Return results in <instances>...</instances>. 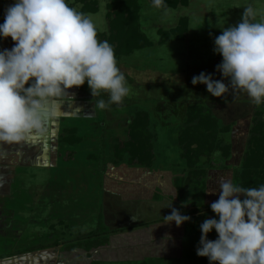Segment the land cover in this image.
<instances>
[{
  "label": "rangeland",
  "instance_id": "rangeland-1",
  "mask_svg": "<svg viewBox=\"0 0 264 264\" xmlns=\"http://www.w3.org/2000/svg\"><path fill=\"white\" fill-rule=\"evenodd\" d=\"M13 2L14 0H0V23L4 22L5 8ZM109 2L110 0H67L68 5L77 11L82 10L84 5H89L90 8L95 6L94 11L85 14L92 18L98 31L106 36L109 34L111 16H107L110 12ZM138 6L139 30L151 44L136 49L119 60L118 67L130 86L129 95L122 103H111L107 109L102 110L97 106L93 110L95 116H76L67 120L64 118L61 122L62 127L78 126V133L84 137L81 145L77 143L74 148L68 146L67 142L60 143L59 129L50 130L46 140L41 141L40 137L36 136L27 141L25 146H22V143L21 146L16 145L18 149L23 147V153L18 149L14 151L13 147L0 145L8 155L12 154L11 150L17 153L13 158L0 160V234L16 239L13 245H8L4 239L0 240V254H6L0 257V264H42L46 261L42 254L48 252L42 250L45 248L49 252L54 251L48 256L49 260L56 257L58 250L59 258H62L58 262L49 261V264H59L62 260H65L64 264H88L86 257L89 250H84L79 245L94 242L100 235H96V217L104 210V206L99 186L108 169H99H114L115 165L111 162V140L114 136L127 138L125 130L136 110L144 111L151 121L150 131L154 134V143L158 147L154 149L152 168L165 169L159 172H170L166 173L170 181H161L160 186L158 185L160 189L153 187V179L147 183L153 198L163 197L160 191L164 193L163 189L167 188L162 186L166 183L175 187L172 180L184 169L176 133L183 125L188 102L195 101L197 96L206 103L205 106L212 109L221 124H228V132L219 136L223 144L231 147L230 154H235L230 163L239 160L256 107L251 99L239 90H231L222 98L213 97L206 91L205 85H192L191 79L201 71L213 73L214 79H222L221 74L216 71V65L221 62L222 56L213 52L214 38L221 34L222 28L240 22L245 8L251 7L257 13L253 22L264 20V0H185V4H179L176 8L157 7L151 0H139ZM182 17L188 20V31L183 40L160 35V30L168 31L174 28ZM10 39L0 38V43L3 42L5 49H9L8 40L14 44ZM97 39L105 41L104 38ZM139 86L144 90L139 89ZM189 88L196 91V96ZM214 98L218 100H213ZM81 99L94 101L92 94L83 95ZM95 99L98 105L100 100L107 102L108 95L101 91ZM261 118L264 121V112ZM37 146L48 147L50 159H46L49 162L47 166L31 165L32 162L39 163L41 160L39 152H35L37 157L31 155V149ZM69 147L72 149L66 151ZM90 154L91 156L86 158ZM228 158L219 150H215L204 160V167L208 168V171L210 169L204 186H207V183L212 186L209 189H212L214 200H218L217 195L220 194L218 176L220 179H229V176L233 181V175L238 169V166L226 165ZM125 161L121 164L127 165ZM222 170H229L231 175H221L218 171ZM125 171L130 172V169ZM121 172L123 171L120 170L119 173ZM237 172L240 173V170ZM123 175L134 177L132 173ZM125 187L118 189L129 193L124 190ZM195 188L184 187L181 192L183 197L178 196L176 191L179 202L186 207L185 215L191 217L180 246L183 264H206V261L201 260L194 262L189 256V241L193 237L200 238L199 225L206 218H218L210 208L212 202L202 205L201 192ZM207 189L204 191V197ZM98 226L100 231L111 230V226L102 217ZM216 238L215 230L208 234V239ZM47 245L50 246L44 247ZM194 253L193 257L199 259L196 250ZM139 259L140 264H144L142 260L146 258L140 256ZM125 262L127 263V260ZM177 264L182 263L177 261Z\"/></svg>",
  "mask_w": 264,
  "mask_h": 264
},
{
  "label": "clouds",
  "instance_id": "clouds-1",
  "mask_svg": "<svg viewBox=\"0 0 264 264\" xmlns=\"http://www.w3.org/2000/svg\"><path fill=\"white\" fill-rule=\"evenodd\" d=\"M153 3L160 7L164 0ZM256 15L245 8L240 22L222 28L214 38L213 52L222 56L216 65L222 79L201 71L192 77V85L203 84L219 98L239 90L254 105L264 104V20L253 22ZM97 33L92 18L67 0H14L5 8L0 38L10 37L14 44L0 50V145L44 135L45 122L60 116L73 87L87 83L93 98L101 91L108 95L107 102L97 105L94 100V108L123 102L130 86L113 47L98 40ZM7 158L0 148V160ZM219 189L218 200L210 204L218 218L199 225L196 255L207 257L209 264H264V185L242 187L221 179ZM164 218L177 227L191 220L176 208ZM213 230L217 238L208 239Z\"/></svg>",
  "mask_w": 264,
  "mask_h": 264
},
{
  "label": "trees",
  "instance_id": "trees-1",
  "mask_svg": "<svg viewBox=\"0 0 264 264\" xmlns=\"http://www.w3.org/2000/svg\"><path fill=\"white\" fill-rule=\"evenodd\" d=\"M138 1L110 0L108 3L110 12L107 13L108 17L111 15L109 18V34L106 36L102 32L98 31L97 33L98 38H104L113 47L118 66L122 56L129 55L134 50L151 44L149 39L139 30ZM179 4H185V0H164L161 7L176 8ZM94 8L95 6L90 8L89 5H84L80 12L85 14L91 10L94 11ZM187 31L188 20L182 17L174 28L168 31L160 30V35L171 37L175 40H183L187 35ZM85 85L87 83L80 86L81 90L89 91L88 85ZM189 90L194 95L197 94L191 88ZM204 103L198 96L195 101L188 102L183 125L176 133V142L181 149L180 158L184 163V169L176 176L177 178H174V185L178 196L183 197L181 192L184 187L190 189L192 187L194 189L197 186L195 189L201 192L202 205L206 188L204 184L208 172V168L204 167V160L215 150L222 152L225 158H228L231 153V147L223 144L219 136L228 132V124H221L211 108L205 106ZM253 106L256 108L251 118L252 121L245 148L238 169L233 175V182L242 187H259L260 185H264V121L261 118V114L264 112V104ZM150 127L151 121L148 115L144 111L136 110L134 117L131 116L125 130L127 138L120 139L114 136L111 140V162L114 165H118L126 160L125 163L129 165L135 164L134 166L152 168L153 160L155 159V136L150 131ZM64 135L62 132L60 143L64 142L65 144L67 142V145L71 146H76L77 143L81 145L84 138L78 133L76 128L64 129ZM90 156L91 154L87 155L86 158ZM238 170H240V173L237 172ZM177 201L179 202L180 200L177 198ZM101 217L100 213L97 224L98 232L96 233V235L100 234L99 238H95L94 242L82 243L79 245L82 249L88 251L92 247L106 244L108 240L107 236H105L106 231L98 230ZM48 246L50 245L44 247ZM84 246L87 248H84ZM4 255L6 254H0V257Z\"/></svg>",
  "mask_w": 264,
  "mask_h": 264
},
{
  "label": "crops",
  "instance_id": "crops-1",
  "mask_svg": "<svg viewBox=\"0 0 264 264\" xmlns=\"http://www.w3.org/2000/svg\"><path fill=\"white\" fill-rule=\"evenodd\" d=\"M8 37L7 39H9ZM6 39V38H4ZM11 40V39H10ZM9 42V49L13 47V43ZM5 49L0 43V50ZM68 93L71 97H66L65 101L61 104V114L59 117L52 119L50 121L45 122L46 133L40 137L41 141L48 138V134L50 130L59 129L58 135L60 136L64 129H74L78 130V126H68L62 127V121L64 118L67 120L68 118H75L76 116H84L91 117L95 116L94 109V101L90 102L84 101L81 99L83 95L91 94V91H83L81 88L73 87L68 90ZM81 99V100H80ZM97 103V100L93 98ZM218 100V99H213ZM78 102V103H77ZM77 103V104H76ZM78 105V106H76ZM212 110V109H211ZM96 125V124H95ZM65 136V135H64ZM47 142V141H46ZM23 144V145H22ZM20 144V146H25V143ZM64 144V142H63ZM19 146V145H18ZM16 145H5L7 148L13 147V150L16 151L18 148ZM71 146V145H68ZM76 148V146H74ZM158 148L157 144L155 145V149ZM23 147L18 149L19 152L23 153ZM72 148H67L66 151H70ZM12 151V154L8 155V157L13 158L16 152ZM21 150V151H20ZM234 150V149H233ZM244 151V149H243ZM243 151L240 153L239 160L237 162H233L235 164H231L230 160L234 157L235 154H230L226 165L228 166H239L241 156ZM35 152H39V158L41 159L39 163H31L32 166H47L49 162L46 161L49 158V150L48 147L37 146L36 148L31 149V155L37 157ZM69 155V154H68ZM23 156V155H22ZM50 159V158H49ZM68 161V159H67ZM226 162V161H225ZM116 166V167H115ZM113 167H102L99 170H106L104 180L102 184H100V191L102 197V206H104V210L99 212L101 213L102 218L108 225H110V232L105 233L108 240L106 244L99 245L96 247H92L89 249L87 253L86 260L88 264H112L113 261L126 263H134L140 264L139 257L146 258L142 260L145 264H177V261L183 264L181 259V247L182 239L184 238L185 231L187 229V222L182 223L179 227L175 225V222L164 223V216L169 215L171 213L172 208H176L179 210L181 214H186L185 206L178 202L176 199V188L172 185L169 186L168 183L163 185L162 187H166L167 189H163L164 193L162 194V190L160 194L163 197L153 198L149 187H147V183H149L150 179H153V187L159 188L161 181H170L167 177L168 170L164 172H159L165 169L162 168H146L142 166H134V165H122L118 164ZM120 168V169H118ZM126 169H130L129 171H125ZM13 171L15 168L12 169ZM123 171L119 173V171ZM116 171V172H115ZM210 171V169H209ZM208 171V174H209ZM222 174L231 175L229 170L218 171ZM129 173H132L134 177L132 178ZM114 174V175H113ZM123 174H128V176H124ZM207 174V176H208ZM218 176V174H216ZM174 177V175L172 174ZM231 179L229 176H227ZM219 182L221 179L219 178ZM126 181V183H124ZM174 181V178L173 180ZM123 183V184H122ZM146 183V186H145ZM120 184V185H119ZM127 186L128 188L124 190L129 191V193H125L124 191H120L118 188L123 186ZM159 185V186H158ZM210 185L207 183L205 190L207 192L205 194L203 203H208L209 201L214 202V196L212 194V189H209ZM212 187V186H211ZM210 187V188H211ZM160 189V188H159ZM167 192V193H166ZM219 198V195H217ZM241 199H243V195H241ZM104 204V205H103ZM171 204V207H168ZM102 210V209H101ZM104 213V214H103ZM132 217H135L134 220ZM121 218V219H120ZM96 222L98 224V216L96 217ZM134 225V227L132 226ZM131 226V227H130ZM97 227V226H96ZM129 227V228H127ZM9 229V227L7 228ZM14 229V228H13ZM2 230V229H1ZM0 230V233H2ZM5 231H7L5 229ZM10 231V230H9ZM98 232V231H97ZM4 233V231H3ZM218 235V234H217ZM15 237V235H12ZM199 236V235H198ZM112 238V239H111ZM5 240L8 245H13L16 241L13 237H5L4 234H0V240ZM8 239V240H7ZM199 237H193L191 241H189L188 251H190V257L194 262L206 261V264H209L208 259L205 257H200L198 259L193 257L195 256L194 251L196 250V246H198ZM116 245V246H114ZM58 246V245H57ZM49 247V246H48ZM14 248V247H13ZM59 248V247H58ZM45 256L46 261L42 264H49V261L56 260V262L60 261L59 253L60 250L57 251L56 257L54 256L49 260L50 254L53 252H49L47 248L42 249ZM9 251V250H8ZM12 251V250H11ZM29 253V252H25ZM180 253V254H179ZM179 256V257H178ZM163 260V261H161ZM198 260V261H197ZM31 261V260H30ZM53 261V262H54ZM136 262V263H135ZM65 260H62L64 264ZM85 263V262H84ZM83 263V264H84ZM86 264V263H85ZM142 264V262H141Z\"/></svg>",
  "mask_w": 264,
  "mask_h": 264
},
{
  "label": "flooded vegetation",
  "instance_id": "flooded-vegetation-1",
  "mask_svg": "<svg viewBox=\"0 0 264 264\" xmlns=\"http://www.w3.org/2000/svg\"><path fill=\"white\" fill-rule=\"evenodd\" d=\"M139 87H140V86H139ZM139 89H141V87H140ZM141 90H144V89H141Z\"/></svg>",
  "mask_w": 264,
  "mask_h": 264
}]
</instances>
